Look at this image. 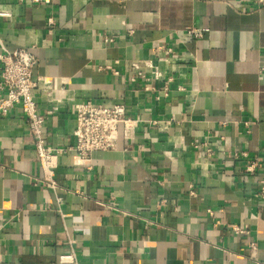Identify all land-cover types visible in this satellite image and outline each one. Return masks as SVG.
I'll return each mask as SVG.
<instances>
[{"label": "crops", "instance_id": "1", "mask_svg": "<svg viewBox=\"0 0 264 264\" xmlns=\"http://www.w3.org/2000/svg\"><path fill=\"white\" fill-rule=\"evenodd\" d=\"M0 12V43L38 56L47 145H74L88 100L139 121L116 151L60 156L54 193L22 109L0 117V264H61L72 248L77 264H264L263 169L239 158L264 162L260 0H0ZM159 44L183 56L168 96L128 79Z\"/></svg>", "mask_w": 264, "mask_h": 264}, {"label": "built area", "instance_id": "2", "mask_svg": "<svg viewBox=\"0 0 264 264\" xmlns=\"http://www.w3.org/2000/svg\"><path fill=\"white\" fill-rule=\"evenodd\" d=\"M26 1L40 5L45 0H18L19 3ZM260 3L264 4V0H260ZM10 17V12H0V18ZM205 32L206 30L192 29L188 34L200 40ZM33 49L34 47H28L10 51L0 43V117L7 116L17 106L22 109L28 129L34 137L35 150L43 171L41 183L56 193L61 188L56 179L60 156L74 152L80 160L90 162L96 153L116 151L120 137L126 140H134L137 137L139 121L130 116L128 108L123 104L108 105L88 100L75 105L74 145L66 148H53L47 145L43 132L46 118L39 112L35 98V92L39 88V81L34 78L38 56ZM153 51L157 53L156 57L131 63L128 79L131 83L141 81L145 86L149 85L145 87L148 90L154 85L152 89H160L165 96H168V86L174 81L172 77H168V74L173 69L180 68L183 56L163 44L157 45ZM261 72L264 73V68ZM151 124L158 127L159 122L153 121ZM242 157L247 159L246 174L252 175L261 168L264 174L262 160L255 157L248 158L247 153H241L239 158ZM87 169L92 170L93 167L88 166ZM258 184L257 197L264 207V176L259 179ZM56 202L59 207L62 205V199L57 196ZM234 231L242 233L239 228H234ZM251 248L254 249V246ZM59 262L77 264L75 250L72 248L70 254L59 255Z\"/></svg>", "mask_w": 264, "mask_h": 264}]
</instances>
